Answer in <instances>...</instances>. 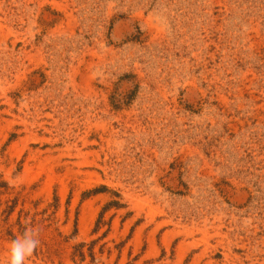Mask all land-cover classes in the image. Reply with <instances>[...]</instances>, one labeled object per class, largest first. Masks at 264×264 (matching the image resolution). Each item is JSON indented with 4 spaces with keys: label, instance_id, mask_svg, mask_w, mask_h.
<instances>
[{
    "label": "rangeland",
    "instance_id": "rangeland-1",
    "mask_svg": "<svg viewBox=\"0 0 264 264\" xmlns=\"http://www.w3.org/2000/svg\"><path fill=\"white\" fill-rule=\"evenodd\" d=\"M26 229V264H264V0H0V264Z\"/></svg>",
    "mask_w": 264,
    "mask_h": 264
},
{
    "label": "clouds",
    "instance_id": "clouds-1",
    "mask_svg": "<svg viewBox=\"0 0 264 264\" xmlns=\"http://www.w3.org/2000/svg\"><path fill=\"white\" fill-rule=\"evenodd\" d=\"M38 230L26 229L19 233L10 242L8 249V264H26L39 246Z\"/></svg>",
    "mask_w": 264,
    "mask_h": 264
},
{
    "label": "trees",
    "instance_id": "trees-1",
    "mask_svg": "<svg viewBox=\"0 0 264 264\" xmlns=\"http://www.w3.org/2000/svg\"><path fill=\"white\" fill-rule=\"evenodd\" d=\"M116 198H118V195L114 194ZM122 206L116 202V201H110L108 202L104 207H102L101 211L99 212L97 219L94 223L93 230L91 234H96L99 232V230L105 225L104 223V215L111 209L119 210ZM108 232V230L103 234L105 235ZM95 242H91V244L86 245L84 243L78 244L73 248V254H72V261L74 263L79 262L83 263L86 259V255L88 258H90L91 264H94V254H93V246ZM86 250V252H85Z\"/></svg>",
    "mask_w": 264,
    "mask_h": 264
}]
</instances>
